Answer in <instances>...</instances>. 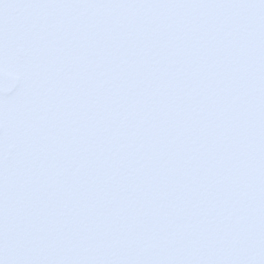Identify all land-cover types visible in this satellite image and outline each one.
<instances>
[{
    "label": "rangeland",
    "instance_id": "1",
    "mask_svg": "<svg viewBox=\"0 0 264 264\" xmlns=\"http://www.w3.org/2000/svg\"><path fill=\"white\" fill-rule=\"evenodd\" d=\"M0 229L50 261L264 264V0H0Z\"/></svg>",
    "mask_w": 264,
    "mask_h": 264
},
{
    "label": "snow or ice",
    "instance_id": "2",
    "mask_svg": "<svg viewBox=\"0 0 264 264\" xmlns=\"http://www.w3.org/2000/svg\"><path fill=\"white\" fill-rule=\"evenodd\" d=\"M22 249L6 244L3 231L0 229V264H92L89 261H50L36 257H25ZM100 264V262H96Z\"/></svg>",
    "mask_w": 264,
    "mask_h": 264
},
{
    "label": "water",
    "instance_id": "3",
    "mask_svg": "<svg viewBox=\"0 0 264 264\" xmlns=\"http://www.w3.org/2000/svg\"><path fill=\"white\" fill-rule=\"evenodd\" d=\"M19 52H20V50H19Z\"/></svg>",
    "mask_w": 264,
    "mask_h": 264
}]
</instances>
